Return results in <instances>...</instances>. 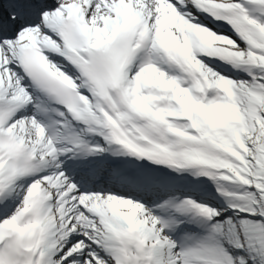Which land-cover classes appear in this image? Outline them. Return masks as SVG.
Segmentation results:
<instances>
[{
	"label": "snow or ice",
	"instance_id": "obj_1",
	"mask_svg": "<svg viewBox=\"0 0 264 264\" xmlns=\"http://www.w3.org/2000/svg\"><path fill=\"white\" fill-rule=\"evenodd\" d=\"M0 264H264V0H0Z\"/></svg>",
	"mask_w": 264,
	"mask_h": 264
}]
</instances>
